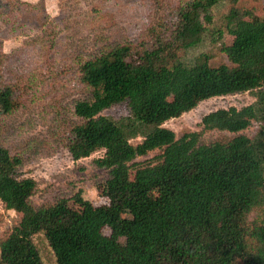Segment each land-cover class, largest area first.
<instances>
[{
  "label": "trees",
  "instance_id": "obj_1",
  "mask_svg": "<svg viewBox=\"0 0 264 264\" xmlns=\"http://www.w3.org/2000/svg\"><path fill=\"white\" fill-rule=\"evenodd\" d=\"M143 1L149 18L135 42L77 59L85 93L73 103L77 121L59 140L73 160L103 150L93 162L107 172L95 185L107 202L94 205L77 190L34 205L37 182L23 176L21 155L0 138V202L19 214L0 240V264H43L33 242L37 233L56 264H264V9L227 0L211 34L214 40L232 36L220 47L229 64L212 66L206 53L192 63L181 53L203 41L222 0ZM28 7L33 4L0 0V22L14 29ZM2 45L0 37V117L20 106L22 85L35 83L10 78L4 69L10 55ZM246 91H254L253 103L201 118L204 130L233 133L227 140L204 143L199 132L177 138L163 126L203 100ZM119 103L126 104V115H100ZM253 121V138L240 133ZM153 150L160 151L155 163L136 160ZM68 200L81 208L69 207Z\"/></svg>",
  "mask_w": 264,
  "mask_h": 264
},
{
  "label": "rangeland",
  "instance_id": "obj_2",
  "mask_svg": "<svg viewBox=\"0 0 264 264\" xmlns=\"http://www.w3.org/2000/svg\"><path fill=\"white\" fill-rule=\"evenodd\" d=\"M23 1L33 7L20 14L14 29L0 22L3 51L10 55L4 69L10 78L26 76L35 83L31 88L22 85L21 90L25 93L20 106L11 114L0 117L1 142L21 155L23 176L37 182L31 197L34 205L50 204L61 196L70 198L77 190L92 204H104L107 201L98 194L95 185L107 177V172L93 162L102 156L103 150L73 160L59 143L67 125L78 119L72 112L74 101L85 93L77 78V59L84 60L115 44L135 42L147 24L149 4L143 0ZM241 5L262 11L264 0H242ZM227 7V0H222L213 8V24L198 46L181 53L183 62L192 63L200 53H206L212 66L229 64L220 47L230 44L232 36L225 33L221 39L214 40L211 34L219 27ZM132 59L141 62L137 56ZM20 82L23 84L22 80ZM254 101V91L211 97L179 117L165 121L163 126L174 131L177 138L186 132H199L204 143L227 140L234 134L204 130L201 118L218 108H240ZM127 112L126 104L119 103L102 110L100 115L118 119ZM257 130L258 123L253 121L240 133L253 138ZM140 139L137 137L130 142L135 144ZM159 153V150H153L136 160L155 163L154 157ZM67 204L71 208H81L73 200H68ZM121 213L129 216L125 210ZM18 220L19 214L6 209L0 202V240ZM103 232L108 234L109 229L104 228ZM33 242L43 264H56L42 233L35 234ZM117 243L124 249V238L120 237ZM235 262L239 264L238 259Z\"/></svg>",
  "mask_w": 264,
  "mask_h": 264
}]
</instances>
